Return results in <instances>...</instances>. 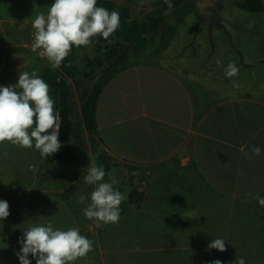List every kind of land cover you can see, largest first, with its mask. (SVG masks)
Here are the masks:
<instances>
[{
  "label": "crops",
  "instance_id": "obj_1",
  "mask_svg": "<svg viewBox=\"0 0 264 264\" xmlns=\"http://www.w3.org/2000/svg\"><path fill=\"white\" fill-rule=\"evenodd\" d=\"M53 2L0 0V76L20 32L30 33L35 15ZM183 31L156 55L123 60L99 95L96 130H84L95 137L83 143L90 161L127 197L117 224L97 228L84 216L94 190L82 181L88 168L73 181L53 168L46 175L20 169L19 152L5 154L14 145L0 144V200L10 212L0 221V264H20L22 230L48 223L78 227L93 241L73 264H264V205L256 199H264V69H254L264 67V49L252 50L251 64L241 43L197 46L190 41L197 33ZM180 34L189 41L176 42ZM232 62L239 73L228 78ZM73 144L81 146L74 137ZM81 194L89 196L83 205ZM214 238L225 240L226 251L208 249Z\"/></svg>",
  "mask_w": 264,
  "mask_h": 264
},
{
  "label": "clouds",
  "instance_id": "obj_2",
  "mask_svg": "<svg viewBox=\"0 0 264 264\" xmlns=\"http://www.w3.org/2000/svg\"><path fill=\"white\" fill-rule=\"evenodd\" d=\"M171 12V0H164ZM120 27L118 11L97 6V0H54L47 14L39 12L32 20L34 29L33 50H42L40 55L46 58L53 69L59 68L70 54L73 46H91L92 38L102 36L108 44L113 43L112 36ZM225 75L232 78L238 75L239 68L232 62L225 68ZM39 70L31 73L19 72L14 85L0 86V144L9 142L22 149L35 148L43 159L57 153L61 148L58 139L60 117L54 110L55 101L50 96V86L38 75ZM261 148L253 146L251 154L259 157ZM244 155L250 160L248 152ZM91 162L82 181L94 186L90 193V203L83 209L84 216L94 221L97 228L107 224H117L120 219V204L127 197L114 185L116 178ZM249 195H252L249 193ZM88 195L81 194L78 203L85 204ZM256 199L264 205V199L257 194ZM10 215L9 204L0 200V221ZM18 243L20 251L16 253L20 264H31L29 254L36 264H73L79 258L87 256L93 250V241L80 234L78 227L61 230L47 226H29L22 230ZM208 249L226 251L225 240L214 238ZM210 264H222L219 259ZM235 264H245L244 258L235 260Z\"/></svg>",
  "mask_w": 264,
  "mask_h": 264
},
{
  "label": "trees",
  "instance_id": "obj_3",
  "mask_svg": "<svg viewBox=\"0 0 264 264\" xmlns=\"http://www.w3.org/2000/svg\"><path fill=\"white\" fill-rule=\"evenodd\" d=\"M171 3V13L177 23L195 9L191 0H171ZM236 5L251 13L259 14L264 11V0H240ZM97 6L118 11L120 14V27L109 37L113 43L108 44L102 36L93 37L91 46H73L59 68L46 66L38 74L50 86V96L55 101L54 110L59 114L61 124L58 139L62 146L45 161L52 166L58 178L68 181L77 179L91 164L88 151L73 144L75 112L70 81L76 78L90 79L99 74L109 62L123 53L125 44L131 45L136 55H156L170 43L176 30L174 26L163 27L168 12V5L164 0H157L154 3L156 9L144 16H136L130 7L114 1L97 0ZM110 77L96 80L82 100L81 119L89 133L97 128V101Z\"/></svg>",
  "mask_w": 264,
  "mask_h": 264
},
{
  "label": "rangeland",
  "instance_id": "obj_4",
  "mask_svg": "<svg viewBox=\"0 0 264 264\" xmlns=\"http://www.w3.org/2000/svg\"><path fill=\"white\" fill-rule=\"evenodd\" d=\"M157 0H124L118 4L130 7L132 12L136 16H144L151 13L156 7L154 3ZM195 4V9L190 12L181 22L177 23L171 12L166 13L165 23L163 27L174 26L175 31L182 30L194 31L197 34H193V40H190L193 45L203 46L205 43H213L217 45L229 46L236 43H241L245 52L248 51V59L251 64L255 63V57L251 56L253 49H264V11L262 13H251L247 12L236 5L237 1L240 0H191ZM189 31V32H190ZM30 33L25 30L20 32V39L17 46H14V53L12 54V60L7 63L5 72L0 76V86H9L10 84H16L19 77V72H29L38 69L39 72L46 67L51 66L46 58L37 56L36 53L32 52L28 46ZM174 37H177L174 33ZM180 40L176 39V42L186 43L189 41V35L180 34ZM254 47V48H253ZM205 52L199 54V57L207 56ZM229 54V52H227ZM198 54V51H197ZM262 57H264V51H261ZM139 55H136L131 45L125 44V49L120 56L109 62L104 70L99 74L91 77L90 79H72L70 85L73 91L74 101V123L76 124V134L74 140L84 147L88 153H90L88 146H83V143L87 140L93 144L95 137L85 135L84 126L81 119V103L86 94L88 93L91 85L99 78H106L112 76L122 65L125 59H134ZM140 57V56H139ZM209 57V56H208ZM264 67H256L254 69ZM13 149L16 155L19 152L20 162L19 167H29V170H36L43 174L51 170L49 165L41 156L38 150L34 153V147L31 149H22L18 146H14L10 149L9 146L5 147V154H9V151ZM18 155V154H17ZM35 160L31 161L28 157H33ZM90 156V155H89ZM27 159L28 163L27 164ZM32 163V164H31ZM27 164V165H26ZM34 165V166H33ZM18 166V164H17ZM38 174V173H37ZM46 175V174H45ZM37 183L40 185H47L43 180L37 179Z\"/></svg>",
  "mask_w": 264,
  "mask_h": 264
},
{
  "label": "built area",
  "instance_id": "obj_5",
  "mask_svg": "<svg viewBox=\"0 0 264 264\" xmlns=\"http://www.w3.org/2000/svg\"><path fill=\"white\" fill-rule=\"evenodd\" d=\"M33 33H34V29H32L31 32H30V37H29V41L27 42V46H28V48H29L32 52L36 53L37 56L41 57L40 52H41L42 50H39V49H37V50H33V47H32V45H33V43H34ZM41 58H42V57H41Z\"/></svg>",
  "mask_w": 264,
  "mask_h": 264
}]
</instances>
